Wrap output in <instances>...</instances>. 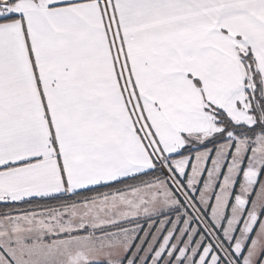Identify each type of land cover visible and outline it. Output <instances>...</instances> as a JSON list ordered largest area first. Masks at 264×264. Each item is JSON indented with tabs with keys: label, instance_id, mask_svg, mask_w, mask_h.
<instances>
[{
	"label": "snow or ice",
	"instance_id": "snow-or-ice-1",
	"mask_svg": "<svg viewBox=\"0 0 264 264\" xmlns=\"http://www.w3.org/2000/svg\"><path fill=\"white\" fill-rule=\"evenodd\" d=\"M0 264H264V0H0Z\"/></svg>",
	"mask_w": 264,
	"mask_h": 264
}]
</instances>
